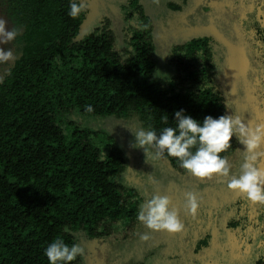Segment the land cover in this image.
Instances as JSON below:
<instances>
[{
    "label": "trees",
    "instance_id": "1",
    "mask_svg": "<svg viewBox=\"0 0 264 264\" xmlns=\"http://www.w3.org/2000/svg\"><path fill=\"white\" fill-rule=\"evenodd\" d=\"M69 3H3L2 12L19 36L12 43L15 59L0 77V264H48L43 250L56 237L102 253L117 252L139 236L143 226L136 213L142 198L127 183L128 156L91 122L138 116L160 129L171 125L181 108L197 120L227 114L224 96L213 86L217 69L209 36L173 44L167 55L170 76L163 80L153 76L159 69L153 28L138 0L121 6L119 33L102 16L83 37L86 11L71 18ZM251 13L243 26L258 57L251 55L256 52L249 41L244 44L254 66L249 75L257 78L264 76V8L258 3ZM166 115L168 125L162 121ZM234 141L221 154L228 161L240 148ZM164 161L177 174L189 175L174 159ZM201 244L208 246L207 239ZM86 261L80 256L72 264ZM251 264H264V240Z\"/></svg>",
    "mask_w": 264,
    "mask_h": 264
},
{
    "label": "rangeland",
    "instance_id": "2",
    "mask_svg": "<svg viewBox=\"0 0 264 264\" xmlns=\"http://www.w3.org/2000/svg\"><path fill=\"white\" fill-rule=\"evenodd\" d=\"M126 1L88 0L79 37L92 31L102 16L109 18L112 28L116 34L119 33L123 26L121 6ZM3 3L4 0H0V19L10 29L12 26L2 12ZM138 3L151 20L155 57L161 72H171L167 68V55L173 44L209 36L216 60L215 90L224 96L225 102H230L243 123L264 124V88L259 87L264 76L254 78L249 75L254 66L248 60L250 54L245 53L249 45L244 43L249 41L252 44L251 48L256 52L251 54L253 57H258V51L243 26L244 20L252 18L251 11L256 4L264 8V0H159V3L138 0ZM3 47L13 50L12 42ZM11 63L0 64V77ZM255 88L257 90L253 93ZM227 114H231L230 109H227ZM118 122L120 120L108 118L91 122V125L106 131L122 145L128 156L127 183L137 187L142 202L153 194L167 196L171 201L170 207L178 210L184 228L181 233L169 234L166 231L151 232L142 227L139 233L149 235V239L141 240L137 232V238H129L117 252L105 249L97 253L92 252V247L84 248L86 264H135L139 261L142 264H251L264 240V206L252 204L240 193L227 189L222 178L197 179L190 174L180 175L164 159L152 166L145 161L142 149L131 147L130 131L123 126V121ZM261 148H264V143ZM240 162L241 153L238 151L237 156L229 161L233 173L238 170ZM258 166L264 168V159ZM149 176L157 178L160 183L152 184ZM187 191L196 193L200 199L194 217L183 209ZM246 212L251 214L249 218H246ZM229 222L237 224L231 228ZM206 239L208 246L200 245ZM198 244L202 247L195 251Z\"/></svg>",
    "mask_w": 264,
    "mask_h": 264
},
{
    "label": "clouds",
    "instance_id": "3",
    "mask_svg": "<svg viewBox=\"0 0 264 264\" xmlns=\"http://www.w3.org/2000/svg\"><path fill=\"white\" fill-rule=\"evenodd\" d=\"M159 3V0H153ZM88 0H70L67 15L78 18L86 11ZM19 29L15 26L6 28V22L0 19V64H6L15 59L12 49L4 48L10 42H15ZM153 76L168 80L166 73L154 70ZM224 107L231 114H223L216 118L205 115L197 120L186 114L184 109L174 111L172 124L168 125L167 115L162 117L165 125L160 129L150 123L145 125L138 116L124 122V127L130 131L131 147L142 149L144 159L154 166L161 159H174L176 164L186 173L197 179H212L213 176L226 181L227 189L240 193L252 204L264 206V168L259 167V161L264 159V124H245L239 115L235 114L230 102ZM92 111L91 106L87 109ZM121 122V121H120ZM118 122V123H120ZM235 143L242 145L237 148L241 153V162L236 173L228 161L227 153L232 148V138ZM104 153H101L103 158ZM152 184H158L157 178L149 176ZM171 201L167 196L153 194L151 198L139 204L136 213L138 225L151 232L166 231L178 234L183 231L184 224L179 219L178 210L170 207ZM200 206L196 193H184L183 209L186 214L195 216ZM141 240L149 239V235L140 234ZM84 248L77 243L68 244L62 237L51 240L43 250L48 264H72L78 257L84 255Z\"/></svg>",
    "mask_w": 264,
    "mask_h": 264
}]
</instances>
